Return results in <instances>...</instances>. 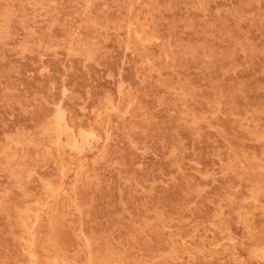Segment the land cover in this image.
<instances>
[{"label": "rangeland", "instance_id": "obj_1", "mask_svg": "<svg viewBox=\"0 0 264 264\" xmlns=\"http://www.w3.org/2000/svg\"><path fill=\"white\" fill-rule=\"evenodd\" d=\"M61 2L0 0V264H264V0Z\"/></svg>", "mask_w": 264, "mask_h": 264}, {"label": "bare ground", "instance_id": "obj_2", "mask_svg": "<svg viewBox=\"0 0 264 264\" xmlns=\"http://www.w3.org/2000/svg\"><path fill=\"white\" fill-rule=\"evenodd\" d=\"M63 1H64V0H62V2H63ZM76 1H77V0H76ZM78 1H79V0H78ZM166 1H167V0H166ZM206 1H207V0H206ZM241 1H242V0H241ZM62 2H61V3H62ZM74 2H75V0H74ZM134 2H135V1H134ZM187 2H188V1H187ZM195 2H196V1H195ZM195 2H194V3H195ZM199 2H200V1H199ZM259 2H260V1H259ZM2 3H4V2H1V4H2ZM11 3H12V2H11ZM11 3H9V4H11ZM55 3H56V2H55ZM77 3H79V2H77ZM86 3H87V2H86ZM183 3H184V2H183ZM208 3H210V2H208ZM240 3H241V2H240ZM253 3H254V2H253ZM201 4H202V3H201ZM236 4H237V3H236ZM261 4H262V3H261ZM263 4H264V3H263ZM6 5H7V4H6ZM34 5H35V4H34ZM129 5H130V4H129ZM170 5H172V3H171ZM183 5H184V4H183ZM8 6H9V5H8ZM192 6H193V5H192ZM203 6H204V5H203ZM213 6H214V5H213ZM215 6H216V5H215ZM250 6H251V5H250ZM263 6H264V5H263ZM51 7H52V6H51ZM134 7H135V6H134ZM219 7H220V6H219ZM251 7H252V6H251ZM260 7H261V6H260ZM8 8H9V7H8ZM31 8H32V7H30V9H31ZM33 8H34V7H33ZM35 8H36V7H35ZM52 8H53V7H52ZM81 8H82V7H81ZM151 8H152V7H151ZM205 8H206V7H205ZM207 8H208V7H207ZM213 8L215 9L216 7H213ZM222 8H223V7H222ZM246 8H247V7H246ZM249 8H250V7H249ZM257 8H258V7H257ZM90 9H91V8H89V10H90ZM188 9H189V8H188ZM219 9H221V8H219ZM223 9H224V8H223ZM223 9H221V10H223ZM238 9H239V8H238ZM32 10L34 11V9H32ZM99 10H100V9H99ZM128 10H129V8H128ZM192 10H193V9H192ZM194 10H195V9H194ZM205 10H207V9H205ZM247 10H248V9H247ZM249 10H250V9H249ZM36 11H37V10H36ZM93 11H94V10H93ZM96 11H98V10H96ZM161 11H162V10H161ZM210 11H211V10H210ZM244 11H245V10H244ZM38 12H39V11H38ZM38 12H37V13H38ZM55 12H56V11H55ZM89 12H90V11H88V13H89ZM121 12H123V10H122ZM245 12H246V11H245ZM31 13H32V12H31ZM46 13H48V12H46ZM56 13H57V12H56ZM84 13H85V11H84ZM92 13H93V12H92ZM92 13L89 14V15L93 16ZM205 13H206V12H205ZM210 13H211V12H210ZM34 14H35V13H33V15H34ZM49 14H50V13H49ZM82 14H83V13H82ZM93 14H94V13H93ZM161 14H162V13H161ZM211 14H212V13H211ZM223 14H224V13H223ZM25 15H26V14H25ZM45 15H46V14H45ZM89 15H87V17H88ZM95 15H96V14H95ZM212 15H213V14H212ZM219 15H220V12H219ZM262 15H263V14H262ZM27 16H30V15L27 14ZM27 16H26V17H27ZM42 16H43V14H42ZM62 16H63V15H62ZM98 16H99V14H98ZM98 16H97V17H98ZM104 16H105V15H104ZM121 16H123V15L121 14ZM225 16H226V15H225ZM26 17L24 16V18H26ZM47 17H48V16H47ZM64 17H65V16H64ZM140 17H141V16H140ZM207 17H208V15H207ZM211 17H212V16H211ZM213 17H214V16H213ZM229 17H230V16H229ZM249 17H250V16H249ZM29 18H30V17H29ZM49 18H50V17H49ZM62 18H63V17H62ZM83 18H84V17H83ZM92 18H93V17H92ZM98 18H99V17H98ZM104 18H105V17H104ZM120 18H121V17H119V19H120ZM126 18H127V17H126ZM148 18H149V17H148ZM208 18H209V17H208ZM208 18H207V19H208ZM230 18H231V17H230ZM21 19H22V18H21ZM27 19H28V18H26V20H27ZM65 19H66V18H65ZM99 19H100V18H99ZM205 19H206V18H205ZM235 19H236V17H235ZM235 19H234V20H235ZM28 20H29V19H28ZM89 20H90V19H89ZM91 20H92V19H91ZM91 20H90V21H91ZM121 20H122V19H121ZM231 20H232V19H231ZM49 21H50V19H49ZM93 21H94V20H93ZM114 21H115V19H114ZM118 21H119V20H118ZM247 21H248V20H247ZM262 21H263V20H262ZM22 22H23V21H22ZM22 22H19V25L22 24ZM100 22H101V21H100ZM202 22H203V21H202ZM202 22H201V24H202ZM213 22H214V21H213ZM230 22H231V21H230ZM232 22H234V21H232ZM244 22H245V21H244ZM89 24H90V22H89ZM89 24H88V25H89ZM92 24H94V22H92ZM95 24H96V22H95ZM214 24H216V22H214ZM214 24H213V25H214ZM49 25H52V22H51V24H50V22H49ZM54 25H55V22H54ZM54 25H52V26L54 27ZM127 25H128V24H127ZM129 25H131V24H129ZM205 25H206V24H205ZM26 26H27V25H26ZM102 26H103V25H102ZM115 26H117V25H115ZM201 26H202V25H201ZM97 27H98V26H97ZM224 27H225V26H224ZM44 28H45V27H44ZM47 28H48V27H47ZM93 28H95V27L93 26ZM113 28H114V27H113ZM128 28H129V27H128ZM227 28H228V27H227ZM227 28H226V29H227ZM232 28H233V27H232ZM242 28H243V27H242ZM50 29H51V27H50ZM57 29H58V28H57ZM81 29H82V28H81ZM85 29H86V28H85ZM85 29H84V30H85ZM203 29H204V27H203ZM212 29H213V28H212ZM216 29H217V28H216ZM224 29H225V28H224ZM38 30H39V29H38ZM38 30H37V31H38ZM43 30L46 31V29H43ZM82 30H83V29H82ZM136 30H137V29H136ZM227 30H228V29H227ZM231 30H232V29H231ZM27 31H29V30L27 29ZM30 31H31V29H30ZM40 31L42 32L41 29H40ZM59 31H60V30H58V32H59ZM210 31H211V30H210ZM252 31H253V29H252ZM23 32H24V31H23ZM33 32H34V31H33ZM48 32H50V31H48ZM48 32H47V33H48ZM127 32H129V31L127 30ZM127 32H126V33H127ZM137 32H138V31H137ZM205 32H206V31H205ZM221 32H222V31H221ZM221 32H220V33H221ZM249 32H250V31H249ZM59 33H60V32H59ZM59 33H58V34H59ZM100 33H101V32H100ZM133 33H134V32H133ZM207 33H208V32H207ZM211 33H212V32H211ZM213 33H214V32H213ZM223 33H224V31H223ZM234 33H235V32H234ZM5 34H7V33H5ZM9 34H10V33H9ZM32 34H33V33H32ZM42 34H43V33H42ZM42 34H41V35H42ZM71 34H72V33H71ZM71 34H70V35H71ZM135 34H136V33H135ZM10 35H13V34L11 33ZM36 35H37V32H36ZM46 35H47V34H46ZM63 35H64V34H63ZM101 35H103V34H101ZM128 35H129V34H127V36H128ZM213 35H214V34H213ZM256 35H257V34H256ZM5 36H6V35H4V38H5ZM29 36H30V35H29ZM29 36H28V37H29ZM38 36H40V35H38ZM53 36H54V35H53ZM72 36H73V35H72ZM107 36H108V35H107ZM135 36H136V35H135ZM244 36H245V35H244ZM258 36H259V35H258ZM13 37H14V36H13ZM32 37H33V36H32ZM50 37H51V36H50ZM63 37H64V36H63ZM70 37H71V36H70ZM161 37H162V36H161ZM203 37H204V36H203ZM217 37H218V36H217ZM221 37H222V36H221ZM239 37H240V36H239ZM246 37H247V36H246ZM2 38H3V37H2ZM4 38H3V39H4ZM21 38H22V37H21ZM37 38H38V37H37ZM46 38H47V36H46ZM51 38H52V37H51ZM56 38H58V36H57ZM96 38H97V37H96ZM137 38H138V37H137ZM234 38H235V37H234ZM253 38H254V36H253ZM16 39H17V38H16ZM18 39H19V38H18ZM32 39H34V38H32ZM39 39H40V38H39ZM53 39H54V37H53ZM123 39H125V38H123ZM206 39H208V38H205V40H206ZM249 39H250V38H249ZM30 40H31V39H30ZM34 40H35V39H34ZM40 40H41V39H40ZM55 40H56V39H55ZM60 40H61V39H60ZM97 40H98V39H97ZM97 40H96V41H97ZM202 40H203V39H202ZM250 40H251V39H250ZM19 41H20V39H19ZM48 41H49V39H48ZM52 41H53V40H52ZM52 41H51V42H52ZM122 41H123V40H122ZM0 42H1V38H0ZM26 42H27V41H26ZM53 42H54V41H53ZM59 42H60V43L63 42V39H62V41H59ZM97 42H99V40H98ZM198 42H199V41H198ZM208 42H209V41H208ZM208 42H207V43H208ZM21 43H22V42H21ZM23 43H25V42H23ZM29 43H30V42H29ZM32 43H33V42H32ZM32 43H31V44H32ZM49 43H50V42H49ZM203 43H204V42H203ZM255 43H256V42H255ZM27 44H28V43H27ZM54 44H55V46H56L57 41H56ZM83 44H84V43H83ZM95 44H96V43H95ZM14 45H15V44H14ZM24 45H26V44H23V46H24ZM28 45H29V44H28ZM33 45H34V44H33ZM39 45H40V44H39ZM39 45H37V47H38ZM49 45H50V44H49ZM68 45H69V44H68ZM84 45H85V44H84ZM86 45H87V44H86ZM196 45H197V44H196ZM202 45H203V44H202ZM12 46H13V45H12ZM55 46H54V47H55ZM87 46H88V45H87ZM3 47H5V46H3ZM6 47H7V46H6ZM10 47H11V46H10ZM27 47H28V46H27ZM29 47H30V46H29ZM35 47H36V45H35ZM37 47L35 48L36 50H37ZM39 47H40V46H39ZM39 47H38V48H39ZM14 48H15V47H14ZM32 48H33V47H32ZM32 48L30 47V50H31ZM43 48H46V47H43ZM51 48H52V47H51ZM198 48H199V47H198ZM200 48H201V47H200ZM202 48H203V47H202ZM48 49H49V48H48ZM54 49H55V48H54ZM139 49H140V48H139ZM187 49H188V48H187ZM203 49H204V48H203ZM228 49H229V48H228ZM33 50H34V49H33ZM43 50H45V49H43ZM46 50H47V49H46ZM51 50H52V49H51ZM89 50H90V49H89ZM95 50H96V49H95ZM129 50H130V48H129ZM195 50H196V49H195ZM204 50H205V49H204ZM206 50H207V49H206ZM238 50H239V49H238ZM238 50H237V51H238ZM199 51H200V49H199ZM37 52H38V51H37ZM65 52H66V51H65ZM124 52H125V51H124ZM201 52H202V51H201ZM233 52H234V51H233ZM20 53H22V52H20ZM130 53H131V52H130ZM202 53H203V52H202ZM235 53H237V52H235ZM248 53H249V52H248ZM179 54H180V53H179ZM200 54H201V53H200ZM239 54H240V53H239ZM246 54H247V53H246ZM255 54H256V53H255ZM68 55H69V54H68ZM83 55H84V53H83ZM261 55H262V54H261ZM263 56H264V55H263ZM174 57H175V56H174ZM201 57H202V56H201ZM203 57H204V56H203ZM212 57H213V56H212ZM239 57H240V56H239ZM258 57H260V56H258ZM175 58H176V57H175ZM187 58H188V57H187ZM223 58H224V57H223ZM230 58H231V57H230ZM236 58H237V57H236ZM236 58H235V59H236ZM188 59H189V58H188ZM199 59H200V58H199ZM205 59H206V58H205ZM211 59H212V58H211ZM237 59H238V58H237ZM240 59H241V58H240ZM261 59H262V58H261ZM261 59H258V60H261ZM180 60H181V59H180ZM201 60H203V59H201ZM201 60H200V61H201ZM216 60H217V59H216ZM233 60H234V59H233ZM142 61H143V60H142ZM158 61H159V60H158ZM164 61H165V60H164ZM164 61H163V62H164ZM185 61H186V60H185ZM200 61H199V63H200ZM221 61H222V59H221ZM237 61H239V60H237ZM237 61H236V63H237ZM261 61H262V60H261ZM163 62H162L161 64H163ZM178 62H179V61H178ZM182 62H183V61H182ZM189 62H190V61H189ZM192 62H193V61H192ZM223 62H224V61H223ZM233 62H234V61H233ZM195 63H196V62H195ZM258 63H259V62H258ZM258 63H257V64H258ZM153 64H154V63H153ZM159 64H160V63H159ZM159 64H158V65H159ZM161 64H160V65H161ZM175 64H177V63H175ZM175 64H174V65H175ZM171 65H172V64H171ZM216 65H219V64L217 63ZM153 66H154V65H153ZM156 66H157V65H155V67H156ZM214 66H215V64H214ZM195 67H196V66H195ZM197 67H198V66H197ZM216 67H218V66H216ZM225 67H226V66H225ZM225 67H224V68H225ZM247 67H248V66H247ZM220 68H221V67H220ZM257 68H258V67H257ZM257 68H256V70H257ZM147 69H148V68H147ZM171 69H172V68H171ZM214 69H215V68H214ZM217 69H219V68H217ZM221 69H222V68H221ZM233 69H234V68H233ZM249 69H250V68H249ZM176 70L180 71L179 69H176ZM187 70H188V69H187ZM196 70H197V68H196ZM202 70H203V69H202ZM253 70H255V69H253ZM178 71H177V72H178ZM182 71H183V70H182ZM189 71H191V70H189ZM245 71H246V70H245ZM257 71H258V70H257ZM147 72H148V71H147ZM168 72H169V71H168ZM170 72H171V71H170ZM194 72H195V71H194ZM196 72H197V75H198V71H196ZM205 72H206V71H205ZM149 73H150V72H149ZM159 73H162V72H159ZM163 73H164V72H163ZM175 73H176V71H175ZM175 73H174V75H175ZM192 73H193V72H192ZM219 73H220V72H219ZM245 73H246V72H245ZM253 73H254V71H253ZM151 74H152V73H151ZM167 74H168V73H167ZM177 74H178V73H177ZM188 74H189V73H188ZM200 74H201V73H200ZM215 74H216V75H219L218 72L215 73ZM224 74H225V73H224ZM235 74H236V73H235ZM242 74H243V73H242ZM149 75H150V74H149ZM153 75H154V74H153ZM172 75H173V74H172ZM174 75H173V76H174ZM195 75H196V74H195ZM216 75H214V76H216ZM220 75H221V74H220ZM222 75H223V74H222ZM238 75H239V74H238ZM250 75H251V74H250ZM139 76H140V74H139ZM184 76H185V75H184ZM200 76H201V75H200ZM240 76H241V74L239 75V77H240ZM142 77H143V76H142ZM210 77H211V76H210ZM210 77H209V78H210ZM218 77H219V76H218ZM227 77H228V76H227ZM248 77H249V76H248ZM138 78H139V77H138ZM179 78H180V77H179ZM188 78H189V77H188ZM190 78H191V77H190ZM207 78H208V77H207ZM212 78H213V76H212ZM220 78H221V77H220ZM229 78H230V77H229ZM245 78H246V77H245ZM153 79H154V78H153ZM169 79H170V77H169ZM202 79H204V78H202ZM205 79H206V78H205ZM214 79H215V78H214ZM218 79H219V78H218ZM225 79H226V76H225ZM230 79H231V78H230ZM232 79H233V78H232ZM148 80H149V79H148ZM161 80H162V79H161ZM173 80H174V79H173ZM189 80H190V79H189ZM208 80H209V79H208ZM208 80H207V81H208ZM144 81H145V80H144ZM152 81H153V80H152ZM223 81H225V80H223ZM223 81H222V82H223ZM148 82H149V81H148ZM160 82H161V81H160ZM199 82H200V81H199ZM203 82H205V81H203ZM144 83H147V82H144ZM144 83H143V84H144ZM176 83H177V82H176ZM186 83H187V82H186ZM189 83H190V82H189ZM187 84H188V83H187ZM190 84H191V83H190ZM198 84H199V83H198ZM198 84H196V85H198ZM200 84H201V83H200ZM203 84H204V83H202V86H203ZM122 85H123V84H122ZM152 85H153V84H152ZM183 85H185V84H183ZM192 85H194V84L192 83ZM205 85H206V84H205ZM205 85H204V86H205ZM143 86H144V85H143ZM149 86H150V85H149ZM202 86H201V87H202ZM223 86H224V85H223ZM223 86H222V87H223ZM254 86H255V85H254ZM256 86H257V85H256ZM256 86H255V87H256ZM118 87H119V86H118ZM118 87H117V88H118ZM191 87H192V86H191ZM258 87H259V86H258ZM143 88H144V87H143ZM260 88H261V87H260ZM144 89H145V88H144ZM195 89H196V87H195ZM195 89H194V90H195ZM254 89H255V88H254ZM192 90H193V88H192ZM220 90H221V89H220ZM216 91H217V90H216ZM263 91H264V90H263ZM141 92H142V91H141ZM153 92H155V91H153ZM170 92H171V91H170ZM193 92H195V91H193ZM193 92H192V93H193ZM218 92H219V91H218ZM258 92H259V91H258ZM187 93H188V91H187ZM192 93H191V95H192ZM196 93H197V89H196ZM204 93H205V92H204ZM206 93H207V92H206ZM189 94H190V93H189ZM201 94H202V93H201ZM222 94H223V93H222ZM259 94H260V93H259ZM122 95L124 96V94H122ZM164 95H165V94H164ZM186 95L188 96V94H186ZM233 95H235V94L233 93ZM260 95H261V94H260ZM202 96H203V94H202ZM224 96H225V95H224ZM261 96H263V95H261ZM261 96H259L258 98H260ZM165 97H166V95H165ZM199 97H200V96H199ZM199 97H196V98H199ZM226 97H227V96H226ZM121 98H122V97H121ZM152 98H153V96H152ZM155 98H156V97H155ZM159 98H161V97H159ZM191 98H192V97H191ZM193 98H194V97H193ZM200 98H201V97H200ZM207 98H208V97H207ZM209 98H210V97H209ZM122 99H124V97H123ZM161 99H162V98H161ZM161 99H160V101H161ZM215 99H216V98H215ZM154 100H155V99H153L152 101L154 102ZM189 100H190V99H189ZM222 100H223V99H222ZM222 100H221V102H222ZM257 100H258V99H257ZM155 101H156V103H157V98H156ZM195 101H196V100H195ZM207 101H208V100H207ZM260 101H261V100H260ZM262 101H263V100H262ZM158 102H159V101H158ZM161 102H162V101H161ZM196 102H197V101H196ZM228 102H229V101H228ZM111 103H112V102H111ZM156 103L154 102V104H156ZM162 103H163V102H162ZM194 103H195V102H194ZM235 103H236V102H235ZM238 103H239V102H238ZM241 103H242V102H241ZM241 103H240V104H241ZM258 103H259V102H258ZM203 104H204V103H203ZM255 104H257V102H256ZM57 105H58V104H57ZM111 105H112V104H111ZM261 105H262V104H261ZM58 106H59V105H58ZM58 106H57V108H58ZM112 106H113V105H112ZM153 106H154V105H153ZM196 106H197V105L192 106V108H193V107L195 108ZM202 106H204V105H202ZM242 106H243V105H242ZM262 106H263V105H262ZM54 107H55V106H54ZM135 107H136V106H135ZM156 107H158V106H156ZM156 107H155V108H156ZM200 107H201V106H200ZM106 108H107V107H106ZM167 108H168V105H167ZM177 108H178V107H177ZM203 108H204V107H202V110H203ZM206 108H207V106L205 107V109H206ZM237 108H238V107H237ZM237 108H236V109H237ZM179 109H180V108H179ZM238 109H239V108H238ZM238 109H237V110H238ZM60 110H61V113H62V109H60ZM109 110H111V108H110ZM109 110H108V111H109ZM118 110H119V107H118ZM124 110H125V108H124ZM168 110H169V109H168ZM182 110H183V109H182ZM191 110H192V109H191ZM219 110H220V107H219ZM224 110H225V109H224ZM111 111H112V110H111ZM127 111H128V110H127ZM165 111H167V110H165ZM177 111H179V110H177ZM238 111H239V110H238ZM240 111H241V108H240ZM240 111H239V112H240ZM123 112H125V111H123ZM145 112H146V110H145ZM169 112H170V111H169ZM169 112H168V113H169ZM198 112H199V111H198ZM206 112H208V111H206ZM209 112H210V111H209ZM53 113H54V112H52V114H53ZM140 113H141V112H139V114H140ZM171 113H172V112H171ZM171 113H169V114H171ZM200 113H201V112H200ZM261 113H263V112H261ZM63 114H64V113H63ZM66 114H67V113H66ZM141 114H142V113H141ZM146 114H147V113H146ZM221 114H222V113H221ZM228 114H229V113H228ZM241 114H243V113H241ZM58 115H59V114H58ZM61 115H62V114H61ZM165 115H166V114H165ZM174 115H176V114L174 113ZM239 115H240V114H239ZM245 115H246V114H245ZM63 116H64V115H63ZM242 116H243V115H242ZM249 116H250V114H249ZM252 116H253V115H252ZM49 117H50V116H49ZM53 117H54V119H55V117H56L55 113H54V116H53ZM161 117H162V116H161ZM161 117H160V118H161ZM244 117H245V116H244ZM46 118H47V117H46ZM57 118H58V117H56V119H57ZM67 118H68V116H67ZM106 118H107V117H106ZM138 118H139V117H138ZM140 118H141V117H140ZM173 118H174V117H173ZM206 118H208V117H206ZM218 118H219V117H218ZM247 118H248V115H247ZM247 118H246V119H247ZM255 118H256V117H255ZM47 119H48V118H47ZM56 119H55V120H56ZM68 119H69V118H68ZM109 119H110V118H109ZM168 119H169V118H168ZM168 119H167V121H168ZM171 119H172V118H171ZM204 119H205V118H204ZM233 119H234V118H233ZM252 119H253V117H252ZM259 119H260V118H259ZM262 119H263V118H261V120H262ZM55 120H54L53 123L56 122ZM160 120H161V119H160ZM220 120H221V119H220ZM224 120H225V119H224ZM234 120H235V119H234ZM236 120H237V119H236ZM58 121H59V120H58ZM68 121H69V120H68ZM164 121H165V120H164ZM182 121H183V120H182ZM60 122H61V121H60ZM106 122H107V121H106ZM109 122H110V121H109ZM145 122H146V121H145ZM145 122H144V123H145ZM171 122H172V121H171ZM224 122H226V121H224ZM227 122H228V121H227ZM230 122H231V121H230ZM232 122H233V121H232ZM63 123L65 124V122H63ZM69 123H70V121H69ZM116 123H117V122H116ZM183 123H184V122H183ZM190 123H191V121H190ZM228 123H229V122H228ZM56 124H59V122L56 123ZM114 124H115V122H114ZM198 124H199V123H198ZM217 124H218V123H217ZM244 124H245V123H244ZM259 124H261V123H259ZM62 125H63V124H62ZM67 125H68V124H67ZM138 125H140V124H138ZM151 125H152V123H151ZM175 125H177V123H176ZM223 125H224V124H223ZM54 126H55V125H54ZM166 126H167V125H166ZM200 126H201V125H200ZM261 126H262V125H261ZM57 127L60 128L59 125H58ZM72 127H74V126H72ZM80 127H81V126H79V130H80ZM144 127H145V126H144ZM149 127L151 128V126H149ZM222 127H223V126H222ZM229 127H230V126H229ZM263 127H264V126H263ZM82 128H83V127H82ZM91 128H92V127H89V129H91ZM95 128H96V127H95ZM171 128H172V127H171ZM171 128H170V131H171ZM183 128H184V127H183ZM199 128H200V127H199ZM203 128H204V127H203ZM224 128H225V127H224ZM234 128H235V127H234ZM49 129H50V128H49ZM63 129H64V128H63ZM67 129L69 130V128H67ZM77 129H78V128H77ZM84 129L86 130V128H84ZM225 129H226V128H225ZM53 130H54V129H53ZM68 130H67V131H68ZM104 130H105V129H104ZM172 130H173V128H172ZM182 130H183V129H182ZM223 130H224V129H223ZM228 130H229V129H228ZM234 130H235V129H234ZM54 131H55V130H54ZM82 131H83V130H82ZM82 131H80V133H81ZM90 131H91V130H90ZM96 131H98V130H96V129L94 130L95 134H97ZM145 131H146V130H145ZM168 131H169V130H168ZM178 131H179V130H178ZM187 131H188V130H187ZM59 132H60V131H59ZM69 132H71V131H69ZM84 132H85V131H84ZM86 132H87V131H86ZM202 132H203V131H202ZM205 132H206V131H205ZM212 132H213V131H212ZM212 132H211V133H212ZM55 133H56V131H55ZM55 133H54V135H55ZM57 133H58V132H57ZM57 133H56V135H57ZM73 133H74V131H73ZM80 133H79V134H80ZM82 133H83V132H82ZM104 133H105V132H103V134H104ZM107 133H108V132H107ZM130 133H131V132H130ZM145 133H147V132H145ZM183 133H184V132H183ZM203 133H204V132H203ZM84 134H85V133H84ZM88 134H89V133H88ZM88 134H87V136H88ZM93 134H94V133H93ZM127 134H128V133H127ZM171 134H172V133H171ZM177 134H178V133H177ZM199 134H200V133H199ZM224 134H226V133H224ZM229 134H230V133H229ZM58 135L60 136V133H59ZM71 135H72V134H71ZM173 135H174V134H173ZM186 135H187V134H186ZM203 135H204V134H203ZM209 135H210V134H209ZM226 135H227V134H226ZM79 136H80V135H79ZM104 136H106V134H105ZM132 136H133V135H132ZM132 136H131V137H132ZM138 136H139V135H138ZM145 136H146V134H145ZM201 136H202V135H201ZM215 136H216V135H215ZM72 137H73V135H72ZM84 137H85V135H84ZM94 137H97V136H94ZM107 137H108V134H107ZM140 137H141V136H140ZM169 137H170V136H169ZM199 137H200V136H199ZM205 137H206V135H205ZM209 137H211V136H209ZM54 138H55V137H54ZM73 138H74V137H73ZM73 138H72V139H73ZM98 138H99V137H98ZM104 138H105V137H104ZM146 138H147V137H145V139H146ZM176 138H177V137H176ZM179 138H181V137H179ZM185 138H186V137H185ZM185 138H184V139H185ZM234 138H235V137H234ZM237 138H238V137H237ZM74 139H75V138H74ZM79 139H80V138H79ZM83 139H85V138H83ZM89 139H90V138H89ZM92 139H93V137H92ZM94 139H95V138H94ZM96 139H97V138H96ZM137 139H139V137H138ZM168 139L170 140V138H168ZM98 140H99V139H98ZM212 140H213V139H212ZM216 140H217V139H216ZM239 140H240V139H239ZM89 141H90V140H89ZM89 141H87V142H89ZM103 141H104V140H103ZM144 141H145V140H144ZM144 141H143V142H144ZM189 141H190V140H189ZM199 141H200V140H199ZM201 141H202V140H201ZM213 141H214V140H213ZM217 141H218V140H217ZM229 141H230V140H229ZM240 141H241V140H240ZM128 142H129V140H128ZM138 142H141V141H138ZM167 142H168V141H167ZM170 142H171V141H170ZM203 142H204V141H203ZM220 142H221V141H220ZM230 142H231V141H230ZM58 143H59V141H58ZM73 143H74V141H73ZM75 143H76V141H75ZM75 143H74V144H75ZM102 143H103V142H102ZM130 143H132V142H130ZM144 143H145V142H144ZM146 143H147V142H146ZM173 143H174V142H173ZM217 143H218V142H217ZM221 143H222V142H221ZM232 143H234V142H232ZM54 144H57V143L55 142ZM87 144H88V143H87ZM87 144H86V147H87ZM89 144H90V142H89ZM126 144H127V143H126ZM170 144H171V143H170ZM174 144H175V143H174ZM192 144H193V143H192ZM43 145H44V144H43ZM63 145H64V144H63ZM71 145H72V141H71ZM71 145H68V146L70 147ZM97 145H99V144H97ZM102 145H103V144H102ZM212 145H213V143H212ZM216 145H219V144H216ZM223 145H224V144H223ZM226 145H227V144H226ZM234 145H235V144H234ZM237 145H238V144H237ZM240 145H241V144H240ZM240 145H239V147H240ZM138 146H139V145H138ZM146 146H147V145H146ZM188 146H189V145H188ZM43 147H44V146H43ZM74 147H75V146H74ZM141 147H142V146H141ZM209 147H210V146H209ZM211 147H212V146H211ZM211 147H210V148H211ZM219 147H220V146H219ZM221 147H222V146H221ZM224 147H225V145H224ZM233 147H234V146H233ZM243 147H245V146H243ZM10 148H11V145H10ZM59 148H60V146H59ZM71 148H72V147H71ZM91 148H92V147H91ZM184 148H185V147H184ZM189 148H190V147H189ZM257 148H258V147H257ZM45 149H46V148H45ZM69 149H70V148H69ZM76 149H78V147H76ZM76 149H75V150H76ZM79 149H80V148H79ZM79 149H78V151H79ZM166 149H168V148H166ZM185 149H186V148H185ZM213 149H214V148H213ZM213 149H212V150H213ZM246 149H247V148H246ZM251 149H252V148H251ZM72 150H73V149H72ZM100 150H101V149H100ZM188 150H189V149H188ZM208 150H209V149H208ZM224 150H225V149H224ZM253 150H254V149H253ZM255 150H256V149H255ZM255 150H254V151H255ZM78 151H77V152H78ZM222 151H223V150H222ZM205 152H206V151H205ZM208 152L211 153L212 151L210 152V150H209ZM214 152H215V149H214ZM46 153H47V152H46ZM79 153H80V152H79ZM192 153H193V152H192ZM199 153H201V152L199 151ZM218 153H219V152H218ZM227 153H228V152H227ZM258 153H259V152H258ZM48 154H49V153H48ZM77 154H78V153H77ZM176 154H177V153H176ZM206 154H207V153H205V154L203 153V155H206ZM212 154H214V153H212ZM247 154H248V152H247ZM183 155H184V154H182V156H183ZM187 155H188V153H187ZM203 155H201V158H202ZM217 155H218V154H217ZM229 155H230V154H229ZM256 155H257V154H256ZM12 156H13V155H12ZM185 156H186V155H185ZM213 156H214V155H213ZM187 157H189V156H187ZM229 157H230V156H229ZM8 158H9V157H8ZM8 158H7V159H8ZM184 158H186V157H184ZM191 158H192V157H191ZM197 158H198V156H197ZM199 158H200V157H199ZM206 158H207V157H206ZM208 158H209V157H208ZM210 158H211V157H210ZM210 158H209V159H210ZM225 158H226V157H225ZM218 159H219V158H218ZM181 160H182V159H181ZM193 160H194V159H193ZM198 160H199V159H198ZM212 160H213V159H212ZM164 162H165V161H164ZM183 162H184V161H183ZM202 162L204 163L205 161H202ZM212 162L215 163L216 161H212ZM198 163H199V162H198ZM205 163H206V162H205ZM208 163H210V162H208ZM226 163H227V162H226ZM165 164H167V163H165ZM183 164H184V163H183ZM216 164H217V162H216ZM219 164H221V163H219ZM233 164H234V163H233ZM204 165H206V164H204ZM208 165H209V164H208ZM212 165H214V164H212ZM60 166H61V165H60ZM168 166H169V164H168ZM178 166H179V165H178ZM182 166H183V165H182ZM184 166H185V165H184ZM202 166H203V165H202ZM222 166H224V165H222ZM240 166H241V165H240ZM210 167H211V166H210ZM190 168H191V167H190ZM192 168H193V167H192ZM226 168H227V167H224V169H226ZM60 169H61V168H60ZM206 169H207V168H206ZM219 169H220V168H219ZM220 170H221V169H220ZM244 170H245V169H244ZM203 171H204V170H203ZM59 172H60V171H59ZM84 172H86V171H84ZM87 172H88V171H87ZM199 172H200V171H199ZM205 172H206V171H205ZM11 173H12V172H11ZM61 173H62V172H61ZM61 173H60V174H61ZM76 173H77V172H76ZM200 173H201V172H200ZM191 174H192V173H191ZM195 174H196V173H195ZM201 174H202V173H201ZM206 174H207V172H206ZM192 175H194V174H192ZM229 175H230V174H229ZM233 175H234V174H233ZM83 176H84V175H83ZM193 177H194V176H193ZM196 177H197V176H196ZM60 178H61V175H60ZM122 178H123V177H121L120 179H122ZM125 178H126V177H125ZM194 178H195V177H194ZM73 180H74V179H73ZM41 181H42V180H41ZM41 181H40V183H41ZM130 181H131V180H130ZM230 182H231V181H230ZM47 183H48V182H47ZM73 183H74V182H73ZM231 183H232V182H231ZM233 183H234V181H233ZM194 184H195V183H194ZM196 185H197V184H196ZM229 185H230V184H229ZM231 185H232V184H231ZM231 185H230V186H231ZM47 186H49V184H48ZM234 186H235V185H234ZM231 187H232V186H231ZM142 188H143V187H142ZM226 188H227V187H226ZM144 189H146V188H144ZM229 189H230V187H229ZM234 189H235V188H234ZM194 191H195V190H194ZM225 191H226V190H225ZM227 191H228V190H227ZM229 191H230V190H229ZM238 193H239V192H238ZM231 194H232V193H231ZM55 195H56V194H55ZM188 195H189V194H188ZM224 195H225V194H224ZM224 195H223V196H224ZM50 196H51V195H50ZM65 196H66V195H65ZM233 196H234V195H233ZM238 196H239V195H238ZM238 196H237V197H238ZM225 197H226V196H225ZM229 197H230V196H229ZM48 198H49V197H47L46 200H47ZM231 198H233V197H231ZM228 199H229V198H227V200H228ZM44 202H45V201H44ZM220 202H221V201H220ZM45 203H46V202H45ZM45 203H44V204H45ZM33 204L35 205L36 203H33ZM44 204H43V205H44ZM75 204H76V202H75ZM221 205H223V204H221ZM40 206H41V205H40ZM217 206H218V204H217ZM244 206H246V205H244ZM152 207H153V206H152ZM24 209H25V208H24ZM151 209H152V208H151ZM151 209H149V210H151ZM38 210H39V209H38ZM24 211H25V210H24ZM21 212H22V211H21ZM24 213H25V212H24ZM28 213H29V212H28ZM34 213H36V212H34ZM35 215H36V214H35ZM33 216H34V214H33ZM152 216H153V215H152ZM216 216L218 217L217 214H216ZM18 217H19V216H18ZM19 218H20V217H19ZM36 218H37V215H36ZM214 218H215V215H214ZM33 219H34V217H33ZM26 220H28V219H26ZM23 221H24V220H23ZM34 222H35V221H34ZM34 222H33V223H34ZM211 222H212V221H211ZM213 222H214V221H213ZM30 224H31V222H30ZM20 225H21V224H20ZM22 225H23V224H22ZM210 225H211V224H210ZM48 226H49V225H48ZM214 226H215V224H214ZM219 226H221V225H219ZM217 228H218V225H217ZM219 228H220V227H219ZM23 229H24V228H23ZM29 230H30V229H29ZM219 231H220V230H219ZM29 232H30V231H29ZM50 233H51V232H50ZM29 237H30V240H31V236H29ZM216 237H217V236H216ZM29 243H30V242H29ZM30 246H31V243H30ZM29 248H30V247H29ZM251 248H252V250H255L253 247H251ZM259 248H260V247H259ZM256 249H257V248H256ZM21 250H22V249H21ZM259 250H260V252L263 251V250L261 251V249H259ZM254 252H255V251H254ZM28 253H29V252H28ZM85 253H86V252H85ZM256 253H257V252H256ZM247 254H248V253H247ZM249 254H250V253H249ZM29 255L31 256V253L28 254V258H29ZM32 255H33V254H32ZM88 255H89V254H88ZM251 255H253V254H251ZM33 256H34V255H33ZM77 256H78V255H77ZM253 257H254V255H253ZM261 257H262V256H261ZM52 258H53V257H52ZM255 258H256V257H254V259H255ZM33 259H34V257H33ZM261 259H263V258H261ZM50 261H52V259H51ZM54 261H55V259H54ZM61 261H62V260H61ZM29 262H30V261H29ZM30 263L32 264L33 262H30ZM105 263H106V262H105Z\"/></svg>", "mask_w": 264, "mask_h": 264}]
</instances>
